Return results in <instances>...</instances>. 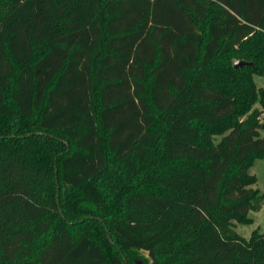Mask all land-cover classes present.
Listing matches in <instances>:
<instances>
[{
	"label": "trees",
	"instance_id": "trees-1",
	"mask_svg": "<svg viewBox=\"0 0 264 264\" xmlns=\"http://www.w3.org/2000/svg\"><path fill=\"white\" fill-rule=\"evenodd\" d=\"M253 74L264 0H0V264H264Z\"/></svg>",
	"mask_w": 264,
	"mask_h": 264
},
{
	"label": "rangeland",
	"instance_id": "rangeland-1",
	"mask_svg": "<svg viewBox=\"0 0 264 264\" xmlns=\"http://www.w3.org/2000/svg\"><path fill=\"white\" fill-rule=\"evenodd\" d=\"M241 49V46L236 45L232 54L226 56L225 62L230 61L234 66L235 61L240 60L238 59L237 53H239ZM253 80L257 87H264V76L253 74ZM254 108H258L261 111L263 110L262 115H264V109H262L261 105L255 103L252 106V109ZM240 118L245 119L246 114L241 115ZM261 123L263 126L260 127V131L264 133V120H261ZM249 172L256 178V183L253 187L257 188L261 194H264V156H257L252 159ZM248 216L251 218V221L248 223L234 222V230L246 239L250 237L252 231L255 229L260 232L264 231V200L260 206L249 210ZM137 255L136 260L140 263H143L144 259L148 258L147 252L144 250L139 251Z\"/></svg>",
	"mask_w": 264,
	"mask_h": 264
},
{
	"label": "water",
	"instance_id": "water-1",
	"mask_svg": "<svg viewBox=\"0 0 264 264\" xmlns=\"http://www.w3.org/2000/svg\"><path fill=\"white\" fill-rule=\"evenodd\" d=\"M245 64H252V63H251V62L242 61V60H237V61H235V63H234V67H235V68H239V67L244 66ZM260 119H261V120H264V115H261V116H260ZM59 209H60V208H59Z\"/></svg>",
	"mask_w": 264,
	"mask_h": 264
}]
</instances>
